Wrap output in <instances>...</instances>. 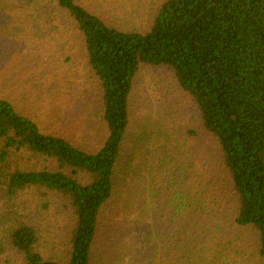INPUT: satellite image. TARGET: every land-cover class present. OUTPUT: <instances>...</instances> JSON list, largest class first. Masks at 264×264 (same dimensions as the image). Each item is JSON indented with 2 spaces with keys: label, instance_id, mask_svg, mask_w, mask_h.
Returning a JSON list of instances; mask_svg holds the SVG:
<instances>
[{
  "label": "trees",
  "instance_id": "trees-1",
  "mask_svg": "<svg viewBox=\"0 0 264 264\" xmlns=\"http://www.w3.org/2000/svg\"><path fill=\"white\" fill-rule=\"evenodd\" d=\"M0 60V264H264V0H0Z\"/></svg>",
  "mask_w": 264,
  "mask_h": 264
},
{
  "label": "rangeland",
  "instance_id": "rangeland-1",
  "mask_svg": "<svg viewBox=\"0 0 264 264\" xmlns=\"http://www.w3.org/2000/svg\"><path fill=\"white\" fill-rule=\"evenodd\" d=\"M15 39L25 42L24 38L16 37ZM27 47H28L27 45H23V46H19V47L13 46L11 49H9V52H7V55L4 58H2V67H4L3 69L8 70L9 77H11L12 75L15 74L14 75L15 80L18 81L19 85H23V81H25V85L29 87V86H35V85L39 84L40 82H43L46 77L49 78V76H52L54 73V70L51 67H48V70L44 74V76H46V77H38L37 76V66L34 63H32L33 53H30V54H32L30 62L24 68L21 69V67L25 63V59L27 58V55L24 57V54H25ZM65 55L66 56L69 55L73 59H80L81 52H80L78 46L73 45L69 48V50H67L65 52ZM0 62H1V60H0ZM31 64H32V66H31ZM28 68H29V70H25ZM80 70H81V78H82V80H81L82 88L77 90V91L81 92V90H85L86 92L89 93V95H91L93 93L92 96H88L87 102H89V101L94 100V97L97 94V91H96L97 89H96L94 83L90 80V78L86 72V68L84 67L82 62H81ZM25 71H29L30 75H26ZM73 76H74V70H73V67L71 65V66H69V69H67L64 73V77H67L68 79H70L69 81L68 80L66 81L67 84H70L74 81ZM153 78H155L160 85L162 84L161 86L165 85V83H164L165 81L169 82L171 84L174 83L173 75L171 73L167 72V70L165 71V69H160V70L148 69V70L142 72L141 76L139 77V81L137 83L138 87L142 83H146V86H147L149 83V80H152ZM47 80H49V79H47ZM155 86H156L155 84H153V85L149 84L148 85V87L151 89L150 92H153V90L155 89ZM138 87L136 90V97H139V94L144 93V91ZM94 92H95V94H94ZM8 93L13 94V92H11L10 90L8 91ZM107 240H109V242H111V243L112 242L114 243V242H117V237H115V239H113V240H111L110 238H107Z\"/></svg>",
  "mask_w": 264,
  "mask_h": 264
}]
</instances>
